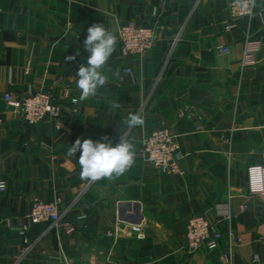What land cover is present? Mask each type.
Here are the masks:
<instances>
[{
	"label": "crops",
	"instance_id": "0c3cea01",
	"mask_svg": "<svg viewBox=\"0 0 264 264\" xmlns=\"http://www.w3.org/2000/svg\"><path fill=\"white\" fill-rule=\"evenodd\" d=\"M256 1L251 19L226 32L229 0H0V264H264V196L247 189L248 168L264 165V0ZM130 21L157 30L142 60L121 54L118 33ZM94 23L117 42L102 69L107 86L80 100L76 73ZM246 51L255 65L242 66ZM30 87L52 91L59 119L29 126L7 105L6 94ZM66 92L80 101L76 111ZM130 113L144 119L128 136L132 167L81 179L80 152L69 157L68 147L78 138L115 146ZM162 126L177 136L183 176L138 155ZM53 200L61 220L32 224L33 203ZM121 205L137 208L124 217L138 221L121 219ZM195 215L224 234L216 249L188 253Z\"/></svg>",
	"mask_w": 264,
	"mask_h": 264
},
{
	"label": "built area",
	"instance_id": "2783aa9c",
	"mask_svg": "<svg viewBox=\"0 0 264 264\" xmlns=\"http://www.w3.org/2000/svg\"><path fill=\"white\" fill-rule=\"evenodd\" d=\"M256 6V0H229V20L224 27L225 31L230 32L237 29L242 20L249 21L255 13ZM118 36L122 57L142 60L154 47L157 30L154 27H146L130 21L120 28ZM219 50L222 54L229 52V49L224 47ZM251 65H255L253 55L246 51L242 66ZM64 99L72 104L74 111L77 110L80 103L78 99L71 98L69 92L65 93ZM4 100L13 111L22 115L29 126L53 122L61 116L60 102L52 91L30 87L17 97L8 93L4 96ZM138 155L165 176H183L186 173L183 168L184 155L181 152L177 136L169 127H157L147 134ZM247 177L248 193L251 196H264V165L249 167ZM4 183L5 186L0 188V193L7 189V183ZM28 218L34 225H56L61 220L59 202L57 200L35 201ZM27 229L24 228V230ZM132 232L136 233L139 239L145 237L141 225H134ZM223 237L224 234L217 224L207 218L195 215L188 219L185 233V246L188 253H195L202 248L216 249Z\"/></svg>",
	"mask_w": 264,
	"mask_h": 264
},
{
	"label": "clouds",
	"instance_id": "9594fccd",
	"mask_svg": "<svg viewBox=\"0 0 264 264\" xmlns=\"http://www.w3.org/2000/svg\"><path fill=\"white\" fill-rule=\"evenodd\" d=\"M116 36L104 27V24L94 23L87 29L83 41L87 57V66L81 64L76 76V86L80 90V100L97 95L98 91L107 86L108 75L102 72L115 51ZM79 55V53H77ZM76 56L67 55L65 61L75 60ZM119 77V69L114 73ZM113 107L116 105L113 104ZM144 119L139 113H130L123 122L120 131V143L115 146L111 141L100 142L92 139H76L67 149V155L74 157L80 152L78 159L80 177L83 180L97 181L102 178L113 179L123 175L135 161V147L128 139L131 129L143 126ZM105 140L107 138H104ZM5 183L0 181V188Z\"/></svg>",
	"mask_w": 264,
	"mask_h": 264
},
{
	"label": "water",
	"instance_id": "95a60500",
	"mask_svg": "<svg viewBox=\"0 0 264 264\" xmlns=\"http://www.w3.org/2000/svg\"><path fill=\"white\" fill-rule=\"evenodd\" d=\"M127 210V212L128 211H133V213H135V214H138V209L137 208H134L133 210L130 208V206H120L119 207V215H120V217H121V219H123V220H130V219H136V218H132V217H130V219L129 218H126V217H124V212ZM134 220H132L133 222H137L136 220L134 221Z\"/></svg>",
	"mask_w": 264,
	"mask_h": 264
}]
</instances>
